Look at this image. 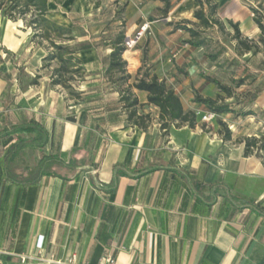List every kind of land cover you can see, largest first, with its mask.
I'll list each match as a JSON object with an SVG mask.
<instances>
[{
  "label": "crops",
  "instance_id": "crops-1",
  "mask_svg": "<svg viewBox=\"0 0 264 264\" xmlns=\"http://www.w3.org/2000/svg\"><path fill=\"white\" fill-rule=\"evenodd\" d=\"M96 1L48 0L49 19L71 28L76 43L95 44L76 53L83 67L75 87L80 100L66 98L61 87L49 84L48 75L36 84L18 82L17 68L0 63L10 75L0 76V126L5 116L12 123L34 120L47 131L44 146L23 151L13 165H32L61 152L65 160L82 153L88 160L22 185L3 178L6 139L0 138V264H264V160L255 150L244 154L246 138L264 137V50L242 56L230 50L231 58L246 59L238 71L222 67L225 52L213 61L218 67L212 74L185 68L179 85L189 103L179 98L184 111L196 113L193 127L161 128L158 108L147 103L146 92L132 87L138 70L126 68L131 77L123 86L130 85L138 97L137 112L150 115L141 129L128 122L118 98L103 97V92L117 94L118 84L117 75L110 79L105 73L110 52L105 43L112 37L95 36L97 31L87 28L88 17L100 8ZM253 6L235 0L224 15H216L237 22L250 38L259 31ZM142 17L128 1L122 7L125 33ZM28 29L22 19L0 13V46L23 54L17 66L33 76L42 56L38 67L33 65ZM134 58L139 66L142 57ZM145 61L149 74L169 85L176 69L167 49ZM201 73L227 85L245 77L224 102L250 113L224 112L202 122L209 110L193 102L192 89L212 98L225 95ZM219 121L230 131L227 140ZM76 147L83 149L70 154ZM107 256L112 263L104 262Z\"/></svg>",
  "mask_w": 264,
  "mask_h": 264
},
{
  "label": "trees",
  "instance_id": "trees-1",
  "mask_svg": "<svg viewBox=\"0 0 264 264\" xmlns=\"http://www.w3.org/2000/svg\"><path fill=\"white\" fill-rule=\"evenodd\" d=\"M163 2L162 14L167 15L170 8L169 0ZM198 5L193 11L194 21L181 19L169 21L174 30H181L188 34L185 43L192 48H203L211 61H215L226 50L224 46L214 52L208 53L207 50L212 45V31L216 27L221 33L225 32V23L217 17V4L212 0H194ZM99 1L95 2L98 5ZM251 8L253 21L258 27V33L248 38L244 36L237 22L227 20L231 32L227 30L229 40L233 42V50L236 55L242 56L246 53L251 55L264 50V6ZM123 7V6H122ZM122 7L118 12L122 11ZM0 12L6 19H22L32 30L31 40L37 44L46 43V52L42 56V64L32 77L28 79L29 84H36L41 77V70L45 69L44 74L49 77L51 86L61 87L66 98L80 100L81 92L78 91L76 83L83 77V67L81 61L76 57V53L95 46L92 42H77L71 28L60 25L48 18V0H0ZM125 30L120 28L118 32L108 41L110 52L108 54V64L105 70L106 75L111 79L114 75V81L118 84V100L127 110V120L131 125L145 129L150 123V115L137 112L139 105L138 99L134 96L131 86H123L130 79V74L126 71V60L122 55L125 51ZM0 50L13 59V53L0 46ZM4 58L0 54V63ZM17 80L21 81L24 66H17ZM140 74V75H139ZM201 76L210 83H213L218 91L224 93V97L219 94L215 97L203 96L195 89H192L193 102L202 104L207 110L215 114L224 112H234L235 114H247L249 111H236L229 102H224L225 97H230L233 93V87H238L244 83L245 77H239L231 80V85L220 82L217 78L201 73ZM132 87L139 91L146 92V101L148 104L158 108V119L160 127L167 129L171 125L177 127L187 124L193 127L196 123L195 111H184L179 95L155 74L150 75L148 70L138 73ZM221 101V102H219ZM223 126V139L230 138V131ZM0 138H5V149L1 160L3 178L14 183L29 185L38 181L42 175H59L65 168L74 169L82 167L88 162L84 153L80 157L70 156L65 160V153L42 156L32 165H13L16 164L22 155V152L28 149H36L44 146L47 141V131L44 127L34 120L28 122L12 123L5 116H1ZM83 148H72L70 154ZM253 150L264 160V137H248L244 140V154H249Z\"/></svg>",
  "mask_w": 264,
  "mask_h": 264
},
{
  "label": "rangeland",
  "instance_id": "rangeland-1",
  "mask_svg": "<svg viewBox=\"0 0 264 264\" xmlns=\"http://www.w3.org/2000/svg\"><path fill=\"white\" fill-rule=\"evenodd\" d=\"M128 1H133L136 7L142 12L143 17L141 20L147 21L149 23V26L144 32L143 36L138 40V42H136L134 47L131 49H126V51H124L123 57L125 58V60H127V70H140V72L148 70L151 65H149L148 62L145 61L146 56H148L150 53H158L161 49L166 48L168 57L171 58L173 66L176 69L175 75L173 77H169L170 81L168 82L170 83L168 84L173 88L175 87L176 93L178 95H182V99L185 103H189L188 100H186L184 97V90L180 89L179 85V80L183 77L185 68H193L195 69V71L197 69H203L206 72L212 74L213 70L215 68L217 69L218 67L216 63L209 59L206 51L203 48L194 49L190 45L185 43L186 38H188V35L186 33H184L183 31L174 30L173 26L168 24L169 21H177L181 19L194 21L192 13L195 9H197L194 0H169L170 8L166 16H163L162 14L163 2L161 0H100L99 10L91 15L92 17H88L92 18L91 21L87 19L88 31L90 29L96 30V34L94 33L95 36L100 35L101 38H110L113 37L116 31H118L120 28L125 29V21L122 19V11L118 12V10L126 3H128ZM212 1L217 4V12L219 13V15H224L225 12L233 6L235 0ZM241 1L247 2L249 4H254L255 6H257L258 2L260 1V6H264V0H240V3ZM92 10L93 9L90 10L91 13ZM112 10H114V12ZM224 23L226 27L225 32L221 33L219 30H217L216 27L213 29L212 35L214 42L207 50V52L212 53L215 50L219 49L220 46H224L226 48L224 52L227 53V55L224 54L221 58L222 67H225V69L227 70L231 69L238 71L243 67L244 60L246 59L245 57L231 58L229 56L231 54L230 50L232 52L233 49L229 40V36L227 34V30L231 32V29L227 24V20H225ZM137 26L139 25H136V27L133 26L132 28H128V30L126 29L127 34L125 33V39L129 36L132 37ZM28 30L30 31L29 34L31 36L32 30ZM78 31H80V28H78ZM29 45L30 44L27 43L26 48ZM45 45V42H43L42 44H37L36 42H34L33 47L30 51H28L29 55L33 54V57L31 58V60H33V65L37 66L38 57L45 54ZM22 55L23 54H21L20 56L13 55V59L11 60L10 56L6 53L2 54L4 62L8 61L10 63V66L14 68H16L15 63L20 61ZM137 55L142 57L139 66H137V61L134 58ZM205 57H207L208 59L206 60ZM40 72L42 73V75H44V77H46V75L44 74L45 69L41 70ZM0 76L7 78L10 75L6 70L0 69ZM30 76L32 77V75L27 74L24 69L21 77V82H28ZM103 93V97L111 98V100L114 99V97H119V92H117V94H112L111 92L110 94H107L106 92ZM134 96L136 95L134 94ZM123 108V105H121L122 110ZM151 116L153 115L151 114Z\"/></svg>",
  "mask_w": 264,
  "mask_h": 264
},
{
  "label": "built area",
  "instance_id": "built-area-1",
  "mask_svg": "<svg viewBox=\"0 0 264 264\" xmlns=\"http://www.w3.org/2000/svg\"><path fill=\"white\" fill-rule=\"evenodd\" d=\"M253 16V13H252ZM149 26V23L147 21H143L134 31V34L129 37H127L125 39V51L126 49H131L134 47V45L136 44V42H138V40L143 36L144 32L147 30ZM215 117V113L213 112H205L204 114L201 115V120L202 122H208L210 121L212 118ZM39 245H41V242H39ZM21 260L24 261V258H22ZM112 257L111 256H107L104 258V262L106 263H112Z\"/></svg>",
  "mask_w": 264,
  "mask_h": 264
}]
</instances>
